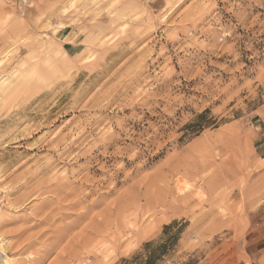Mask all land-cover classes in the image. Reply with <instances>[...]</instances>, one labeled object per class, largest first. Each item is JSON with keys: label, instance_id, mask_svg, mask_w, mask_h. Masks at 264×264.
<instances>
[{"label": "rangeland", "instance_id": "obj_1", "mask_svg": "<svg viewBox=\"0 0 264 264\" xmlns=\"http://www.w3.org/2000/svg\"><path fill=\"white\" fill-rule=\"evenodd\" d=\"M0 236L11 264H264V0H0Z\"/></svg>", "mask_w": 264, "mask_h": 264}, {"label": "bare ground", "instance_id": "obj_2", "mask_svg": "<svg viewBox=\"0 0 264 264\" xmlns=\"http://www.w3.org/2000/svg\"><path fill=\"white\" fill-rule=\"evenodd\" d=\"M175 160H177V159H175ZM174 160V161H175ZM170 163V162H169ZM177 165H178V163H176ZM176 164H167L164 168H163V171H166L167 173L168 172H170L171 174H173L174 175V173L175 172H177L178 171V166H176ZM178 168V169H177ZM176 174V173H175ZM59 185V184H58ZM60 185H61V183H60ZM177 186V185H176ZM58 187V186H57ZM64 187V186H63ZM58 188H60V187H58ZM60 189H62V188H60ZM59 189V190H60ZM65 189V188H64ZM57 190V189H56ZM68 190V189H67ZM73 190V189H72ZM181 190H183V189H181ZM180 190V188H179V191H181ZM64 191V190H63ZM177 191H178V189H177ZM94 193V192H93ZM180 193V192H179ZM67 194V193H66ZM70 194V193H69ZM74 194H72V196H73ZM86 195V194H85ZM66 196V195H65ZM64 196V197H65ZM58 197H59V195H58ZM61 197H63V195L61 196ZM69 197V196H68ZM67 198V197H66ZM70 198V197H69ZM72 198V197H71ZM74 198V197H73ZM78 198V197H77ZM80 198V197H79ZM57 199H59V198H57ZM62 199V198H61ZM60 199V200H61ZM59 200V201H60ZM65 200V199H64ZM72 200V199H71ZM63 201V200H62ZM77 201V200H76ZM64 202H67V201H64ZM71 202V201H70ZM62 203V202H61ZM76 203V205H77V202H75ZM79 203V202H78ZM71 204H72V202H71ZM174 204V203H173ZM67 205H68V203H67ZM172 205V204H171ZM75 206V204H72L71 206H67V207H70V208H73ZM173 207H174V205H172ZM177 207V206H176ZM76 208V207H75ZM78 217V216H77ZM99 233V232H98ZM97 233V234H98ZM92 242V241H91ZM7 245L9 246V244H8V242H7V240L4 238V237H2V236H0V264H11V259L12 258H10V256H8V254H7ZM75 256V255H74ZM72 257V256H71ZM78 257V256H77Z\"/></svg>", "mask_w": 264, "mask_h": 264}]
</instances>
